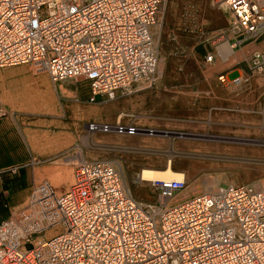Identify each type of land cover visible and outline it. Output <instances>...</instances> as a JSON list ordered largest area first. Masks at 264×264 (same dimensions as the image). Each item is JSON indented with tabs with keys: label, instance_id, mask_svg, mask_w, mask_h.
<instances>
[{
	"label": "built area",
	"instance_id": "built-area-1",
	"mask_svg": "<svg viewBox=\"0 0 264 264\" xmlns=\"http://www.w3.org/2000/svg\"><path fill=\"white\" fill-rule=\"evenodd\" d=\"M167 1L0 0V68L37 65L53 86L83 85L88 103L151 88L158 66L152 28ZM212 5L232 16L226 32L234 48L264 34V0ZM248 64L251 72L264 69V53L253 52ZM85 128L155 133L119 121ZM149 185L154 201H140L111 162L83 159L61 193L33 183L0 223V264H264V189L226 184L181 196L185 176Z\"/></svg>",
	"mask_w": 264,
	"mask_h": 264
},
{
	"label": "rangeland",
	"instance_id": "rangeland-1",
	"mask_svg": "<svg viewBox=\"0 0 264 264\" xmlns=\"http://www.w3.org/2000/svg\"><path fill=\"white\" fill-rule=\"evenodd\" d=\"M167 2L166 14L152 34L158 66L151 88L138 85L130 95L118 93L113 99L99 97L95 103H88L83 85L67 81L53 86L46 72L37 65L0 68V120L7 119L16 128L30 155L24 153L25 159H29L22 167L0 170V186L21 169L24 172L27 190L14 209L24 204L33 183H48L57 193L63 192L72 183L75 164L82 159L111 162L132 196L143 202L154 201L155 195L149 184L139 189L135 183L138 173L143 168L163 169L169 163L171 168L184 174V193L188 195L204 192L210 180L216 182L217 188L226 184H264V97L259 101H252L250 97L241 100L231 94L233 91L217 89L213 91L215 96L223 98L219 102L227 105L220 106L219 111L211 110L208 100L200 107L194 94L199 89L200 75L209 74L208 64L197 58L196 48L213 42L198 32H210L219 22L217 14L226 13L230 20L221 36L228 30L232 16L213 7L212 0ZM157 28L158 34L155 33ZM217 81L222 82L220 78ZM30 87L43 92L47 112L19 110L3 95L11 90L23 92ZM208 95L211 92L205 93ZM199 108L201 111L197 112ZM117 120L153 129L155 133L126 137L91 133L85 128L90 122L112 124ZM218 122L236 126L215 125ZM238 130L250 134L236 137L232 132ZM221 131L228 133L221 137ZM165 132L173 134L164 136ZM182 133L221 137L213 141L229 150L194 149V145L207 142L180 137ZM30 142L34 143V148ZM215 142L211 143L216 145ZM64 172L68 176L65 177ZM10 195L4 192L2 196L5 199Z\"/></svg>",
	"mask_w": 264,
	"mask_h": 264
},
{
	"label": "crops",
	"instance_id": "crops-1",
	"mask_svg": "<svg viewBox=\"0 0 264 264\" xmlns=\"http://www.w3.org/2000/svg\"><path fill=\"white\" fill-rule=\"evenodd\" d=\"M169 13L172 14L171 11H169ZM165 14L166 9L163 16H165ZM217 19H219L218 24L214 26L210 32H198L199 35H203L205 39L213 40L210 44L207 43L196 48V56L200 60H204V57L207 54L213 55L212 62L207 65L209 66V74L205 75L203 73L200 75V80L198 82L199 89L197 92H194V94H196L195 98L198 100V105L203 107V105L206 104L204 100H208L211 110L220 111V106H227L225 103L219 102L221 100L223 101V98L215 96L213 91L216 92L217 89L227 90L229 93L233 91L231 94H235V96L239 97L241 100L247 99L248 97H250L252 101H259L260 99H263L264 69L258 72H251L249 70L248 62L253 52L264 53V34L255 42L245 43L238 48H234L232 46L234 42L232 36H230L227 32L222 33L220 36L221 32L226 30L230 16L226 13H218ZM159 24H161V22H159ZM153 33L154 28H152V34ZM222 47H226L229 50L228 55L222 53ZM219 78L222 82L217 81ZM236 80H239L238 84H235ZM206 92H211V95L205 96ZM200 111V108L197 109V112ZM215 125L236 126L235 124L224 122H218L215 123ZM219 134H221L220 136H224L223 134L226 133L221 131ZM16 137H18V140ZM10 151L15 152L16 155L13 156L12 153H9ZM24 153H26L27 156H30L29 151L25 150L23 139L17 135L16 128L12 126L7 119H1L0 170L17 169L22 167L29 159H25ZM26 190L27 189L25 188L5 198L7 201V204L4 205L6 208V214L5 216H0V223L8 217L12 209L18 206L17 204L19 201L11 203L10 198L13 196H19ZM181 196H188V193H182Z\"/></svg>",
	"mask_w": 264,
	"mask_h": 264
},
{
	"label": "bare ground",
	"instance_id": "bare-ground-1",
	"mask_svg": "<svg viewBox=\"0 0 264 264\" xmlns=\"http://www.w3.org/2000/svg\"><path fill=\"white\" fill-rule=\"evenodd\" d=\"M211 3V2H210ZM212 6V5H211ZM159 28L156 29V33H158ZM222 53L225 55L229 54V50L226 47H222ZM11 74V73H10ZM60 87V86H59ZM25 91L20 92L17 90H11L7 93H3V95L9 97L16 105V107L19 110L22 111H29L31 112H47L48 111V106H47V101L45 98V95L43 94V92L39 91V89H37V87L35 88H25ZM56 92V91H55ZM59 94L62 93L61 89L58 92ZM246 102V101H245ZM249 103V102H248ZM262 112L264 113V102H263V106H262ZM121 117V116H120ZM119 118V117H118ZM119 120V119H118ZM102 122V121H101ZM224 132V131H223ZM157 133V132H156ZM227 133V132H225ZM173 133H164V136H168V135H172ZM232 134L236 137L238 136H244V135H248L250 134V132L248 131H234L232 132ZM198 136V135H197ZM207 136V135H206ZM211 137V136H210ZM203 138V137H202ZM201 138V139H202ZM241 141H245V140H241ZM235 142V141H234ZM30 146L32 148H34V143L30 142ZM216 145H214L213 143H205L203 145L200 144H196L194 145V149L197 150H202V151H227L229 149H227L225 146H218L217 142H215ZM189 148H192V145L188 144ZM168 150V149H167ZM239 150V149H238ZM173 150L170 149V152H172ZM173 153V152H172ZM166 154V153H165ZM177 154V153H174ZM168 155V152H167ZM172 155V154H171ZM180 155V154H179ZM183 155V154H182ZM170 156V155H169ZM167 156V157H169ZM230 156V155H229ZM193 157V156H192ZM198 157V156H197ZM202 157V156H201ZM207 157V156H206ZM225 157V156H224ZM63 172V171H62ZM66 172V171H65ZM64 172V173H65ZM69 174V173H68ZM68 176L65 173V177ZM183 173L174 170L173 168L170 167V163L163 169H152V168H143L140 170V172L138 173V176L135 179V183L137 184V186L139 187V189H143V187L146 184H149L150 181L152 180H176V179H182L183 178ZM32 177V176H31ZM63 178V176H61ZM69 179L71 178L68 177ZM67 178V179H68ZM48 179V178H47ZM66 179V178H64ZM66 179V180H67ZM32 181V180H31ZM63 181V179H62ZM65 181V180H64ZM212 180L206 182L205 187H204V192H208V191H214L217 188V184L216 182H211ZM67 182V181H66ZM252 187L255 190H262L264 189V184H252ZM20 198L23 196L22 194L19 195ZM19 196H13L10 198V202H17L19 201Z\"/></svg>",
	"mask_w": 264,
	"mask_h": 264
},
{
	"label": "trees",
	"instance_id": "trees-1",
	"mask_svg": "<svg viewBox=\"0 0 264 264\" xmlns=\"http://www.w3.org/2000/svg\"><path fill=\"white\" fill-rule=\"evenodd\" d=\"M23 173L24 172L21 169L20 172L13 176L11 179L2 182L0 186V216H5L6 214V208L4 206L6 205V202L4 197L2 196L3 193L7 192L8 194H14L26 188V182Z\"/></svg>",
	"mask_w": 264,
	"mask_h": 264
},
{
	"label": "flooded vegetation",
	"instance_id": "flooded-vegetation-1",
	"mask_svg": "<svg viewBox=\"0 0 264 264\" xmlns=\"http://www.w3.org/2000/svg\"><path fill=\"white\" fill-rule=\"evenodd\" d=\"M198 135V136H197ZM207 135V136H206ZM211 136V137H210ZM195 138H189V139H192V140H196V141H200V142H215L213 140H215V135H212V134H209V133H200V134H195L194 135ZM203 137V138H202ZM223 137V136H221ZM219 138L222 139V138ZM202 138V139H201ZM220 142V141H219Z\"/></svg>",
	"mask_w": 264,
	"mask_h": 264
},
{
	"label": "water",
	"instance_id": "water-1",
	"mask_svg": "<svg viewBox=\"0 0 264 264\" xmlns=\"http://www.w3.org/2000/svg\"><path fill=\"white\" fill-rule=\"evenodd\" d=\"M179 136H180V137H186V138H195V137H194V134H183V133H182V134H179ZM215 139L218 140L219 138H215Z\"/></svg>",
	"mask_w": 264,
	"mask_h": 264
}]
</instances>
